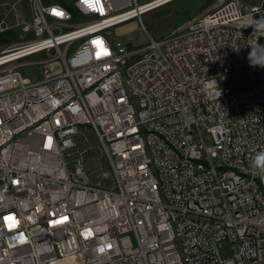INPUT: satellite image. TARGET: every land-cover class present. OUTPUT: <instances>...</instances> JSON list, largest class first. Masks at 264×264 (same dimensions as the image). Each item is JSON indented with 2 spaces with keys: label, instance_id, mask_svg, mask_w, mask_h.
<instances>
[{
  "label": "built area",
  "instance_id": "1",
  "mask_svg": "<svg viewBox=\"0 0 264 264\" xmlns=\"http://www.w3.org/2000/svg\"><path fill=\"white\" fill-rule=\"evenodd\" d=\"M153 1L4 3L0 33L24 35L0 52V264H264V3L220 0L161 41H116ZM82 127L112 187L84 152L68 161Z\"/></svg>",
  "mask_w": 264,
  "mask_h": 264
},
{
  "label": "rangeland",
  "instance_id": "2",
  "mask_svg": "<svg viewBox=\"0 0 264 264\" xmlns=\"http://www.w3.org/2000/svg\"><path fill=\"white\" fill-rule=\"evenodd\" d=\"M153 0H139L145 4ZM220 0H173L157 9L146 13L136 20L116 27L112 30L114 39L119 42L127 43L132 48H141L150 43V37L155 41H161L172 35L178 28L182 27L195 16L207 11ZM245 11H249L253 5H260L264 0H240ZM40 59L35 56L26 59L27 62H34ZM25 61V60H23ZM35 71V77L39 78L40 66L26 68L24 71L31 74ZM223 87L230 88V85L223 84ZM132 104L138 115L141 111L140 100L132 98ZM81 134L76 137L77 148L68 151V161L75 160L80 152H84V171L90 181L94 184L103 180L104 185L112 187V167L103 155L101 144L96 137L93 129L82 127ZM206 143L211 146L214 144L210 134H205ZM217 161V160H216ZM221 256L224 259L232 257L231 245L224 241L220 248Z\"/></svg>",
  "mask_w": 264,
  "mask_h": 264
},
{
  "label": "crops",
  "instance_id": "3",
  "mask_svg": "<svg viewBox=\"0 0 264 264\" xmlns=\"http://www.w3.org/2000/svg\"><path fill=\"white\" fill-rule=\"evenodd\" d=\"M14 1L15 0H0V13L5 12L7 9V7L4 6V3H12ZM16 14L18 16V19L15 17V14L11 15L9 20L10 25L16 23L17 20L23 22L24 20L28 19L29 10L26 1H22L19 3V5L16 8ZM23 35H24L23 32L20 29H16V28L8 32L0 33V52L3 49L8 48L14 43L20 41Z\"/></svg>",
  "mask_w": 264,
  "mask_h": 264
},
{
  "label": "clouds",
  "instance_id": "4",
  "mask_svg": "<svg viewBox=\"0 0 264 264\" xmlns=\"http://www.w3.org/2000/svg\"><path fill=\"white\" fill-rule=\"evenodd\" d=\"M255 28L256 30L264 29V18H261L259 21L256 22ZM252 62L254 64H259L264 66V60H258V61L252 60ZM252 167L255 171L261 174L262 178H264V151H260L255 155V157L253 158Z\"/></svg>",
  "mask_w": 264,
  "mask_h": 264
},
{
  "label": "bare ground",
  "instance_id": "5",
  "mask_svg": "<svg viewBox=\"0 0 264 264\" xmlns=\"http://www.w3.org/2000/svg\"><path fill=\"white\" fill-rule=\"evenodd\" d=\"M170 1H173V0H154L153 4H155V5H153V7H154V9H156L157 7L162 6L163 4L165 5V3H168ZM141 12H144V10ZM141 12L139 10H136L135 16H137V14H141ZM132 13H134V12H132Z\"/></svg>",
  "mask_w": 264,
  "mask_h": 264
},
{
  "label": "trees",
  "instance_id": "6",
  "mask_svg": "<svg viewBox=\"0 0 264 264\" xmlns=\"http://www.w3.org/2000/svg\"><path fill=\"white\" fill-rule=\"evenodd\" d=\"M47 2H49L50 0H46ZM71 7V6H70ZM72 8V7H71Z\"/></svg>",
  "mask_w": 264,
  "mask_h": 264
},
{
  "label": "snow or ice",
  "instance_id": "7",
  "mask_svg": "<svg viewBox=\"0 0 264 264\" xmlns=\"http://www.w3.org/2000/svg\"><path fill=\"white\" fill-rule=\"evenodd\" d=\"M101 251H102V249H101Z\"/></svg>",
  "mask_w": 264,
  "mask_h": 264
},
{
  "label": "water",
  "instance_id": "8",
  "mask_svg": "<svg viewBox=\"0 0 264 264\" xmlns=\"http://www.w3.org/2000/svg\"><path fill=\"white\" fill-rule=\"evenodd\" d=\"M32 35V34H31Z\"/></svg>",
  "mask_w": 264,
  "mask_h": 264
}]
</instances>
